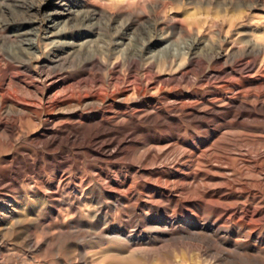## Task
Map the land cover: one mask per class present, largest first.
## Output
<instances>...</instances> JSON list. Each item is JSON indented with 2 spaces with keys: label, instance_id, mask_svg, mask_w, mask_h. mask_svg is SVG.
<instances>
[{
  "label": "rangeland",
  "instance_id": "obj_1",
  "mask_svg": "<svg viewBox=\"0 0 264 264\" xmlns=\"http://www.w3.org/2000/svg\"><path fill=\"white\" fill-rule=\"evenodd\" d=\"M0 6V9H6L8 11L6 12V16H4V19L1 18V21H30L35 24V29L40 28V45L42 50L46 43H50L61 37V34H58V36H53V38H50L51 40L47 41L46 37L50 35L48 32L56 35L60 29L64 28L63 32L67 35L66 39L70 40L69 37L74 33L83 32L84 30L88 31L81 25L77 24V20L83 13L93 14L95 20L92 21V24H99L97 31L92 33L86 32L87 36H90V34L93 35V39L95 40L94 44H96L94 47L96 48L98 46L96 48L98 50L114 49L115 46L113 45H115V42L118 40H121V38L124 44L122 45L123 48L125 46V48L138 49L148 40L149 32H156L162 36L170 33L168 40L177 45L189 42L191 41L192 36L196 34L195 30H192L191 33L186 32L184 34H178V31H173L172 27L177 26L179 23H183L188 29L190 23L186 21V18L197 15L202 11H211L213 13L219 12L229 15L246 12V14H249L250 19H264V0H0ZM252 23L253 25L256 24L255 21ZM126 26H128L130 30L123 35L122 30ZM224 29H221L223 38L226 34V28ZM208 30L210 31L206 30L200 33V36L205 39L209 38V40H214V36L212 34L210 35L212 32L211 29ZM237 30L240 31L241 28H238ZM261 32V30H258L252 38L256 37L255 39H257L260 37L258 39L262 40L264 34ZM9 34V31H3L0 28V66L3 65V61H6L3 53H1L3 47L2 41H4ZM234 38L235 37H232V39ZM245 45V43L239 42L234 45V47L235 50H241ZM54 47L55 46H50V49H54ZM228 48H230V46H228ZM155 49H157V47ZM50 53L51 51L48 49L39 57H27L30 60V69L38 73L41 70V67L45 66L50 58ZM206 57L209 59L210 55ZM263 57L264 55L257 57V61L264 64ZM207 58L204 59L205 66L208 64ZM182 61L181 63L185 60ZM63 63L57 67L54 66L55 68L53 71H58L59 75L72 76L77 71L81 70L77 66L71 67L68 63ZM141 64L142 62H139L138 69L131 73H128L123 66L118 67L117 74L110 75L105 69L99 70L96 73H99V76L103 78V84L109 91L118 90L124 95L123 97L124 99L126 98V100L127 97L129 98V96H132L131 93H127L126 90L136 81V79L139 78L149 81L150 85L152 84L151 87L156 89V93L152 95L151 100V97L144 95L143 92L138 96V103L142 106L139 110H146L140 115L159 112L157 110L158 107H162L161 109L169 112H161L162 114L168 117L177 118L178 121L169 125L141 124V127H139L140 129L136 132L128 131L118 136L113 135L111 137H106L100 142L113 139H115V142L119 141V154H123H117V156L110 160V162L100 164L99 161L94 160L89 153H86V155L82 157V166L77 168V170H80L81 172H68V176H93L88 168H95L101 172H112V174H109L111 177L115 176L117 179H121L125 175V170L123 169L125 166L124 163L128 164L130 161L136 162V159L127 160L125 158L126 153L139 151L142 154L143 152L144 148L142 146L134 145L135 140H142V138L146 139L147 137H149L147 139L160 137L166 141L163 145H172L173 150L175 149L174 152L178 155H189L194 153V158H190L189 161H192V169L196 171H205L207 166L205 163L207 158L199 152H195V147L199 148L201 146L200 144L206 140L208 141L206 147H213V155L217 157L216 162L213 163V167L223 169L230 168L229 170L231 171L226 173L229 180L233 178L237 180L246 179V181L250 180L249 182H252L253 185H258L262 188L264 185V177L257 172L254 165L250 163L244 165L241 161H244V159L247 161V157H253L256 154L264 152V114H261L258 117H249L247 113L249 108L244 102H242L241 111L245 112L246 115L239 118L236 115L240 110L239 107H230V105L229 111L224 109L212 110L210 111L211 115L206 118H193L188 114L189 112L186 111L185 113L183 111H171L174 107H180L183 102L186 105L196 106L202 101H205V99L212 100L214 98H220L222 95V98H232L235 97V94L237 95L244 90H253L257 92L259 91L257 90L258 85L244 87L243 89L238 88L235 90L225 89L224 86L228 83H245L252 78L254 81H259L260 77L256 74H251V76L253 75L252 77L247 74H240L239 70L242 67L233 69L236 71L237 75L231 74L229 71L224 74L222 70H219V68H213L211 65V68L209 69L210 71L207 70L209 74L207 78L201 81L202 83L200 82L201 75L195 72L187 75L188 79L186 83H179L177 85V83L174 84L167 82L169 78L174 77V75L177 76L178 74L177 72H173L172 74L169 66H165L163 63L158 65L154 64L153 71L155 73L158 71V73H156V75H148L141 72ZM227 66L230 65H224L223 67L228 68ZM24 75L28 78L31 77V75L26 73ZM192 79H194L195 82L192 83ZM30 80L32 79L29 78L28 81ZM225 80L227 82H224ZM113 85L115 86L114 88H112ZM73 88L75 93L80 94L101 93L98 90V86H88L86 88H78L74 86ZM218 88L223 89L218 90ZM262 90H264V85L262 86ZM3 91L12 95L22 106H32L39 101L35 95H28L24 91L13 92L6 86L3 87ZM164 96H168V99H163ZM121 103L123 102L119 99L113 100V97H108L104 100V104L97 110H89L84 112V114L87 116L97 114L100 116L99 118L106 119L109 117L104 115L107 111L106 107L112 104L117 105ZM6 109L7 108L4 110ZM114 110L115 112L119 111L116 108H112L110 109V112H114ZM233 111H235V114ZM128 113L129 115L131 114L130 111H128ZM181 114L182 116H185L182 117ZM140 115H130L132 118L134 117L133 119L131 118V120L135 122L139 119L138 117ZM125 123L126 125L128 124L127 121ZM175 125L178 127V131H176L177 133L173 129L176 127ZM191 126L194 127L192 128ZM225 126H227V129H225ZM228 127L231 128L228 129ZM168 129L169 131H167ZM214 129L215 131L220 132L216 137H213ZM225 132L229 134L223 136L222 134H225ZM38 133H40L39 129H31L28 136L30 138L35 137ZM220 137L221 139H218ZM260 137L263 138L259 139ZM146 145L147 147L145 148H150L154 144L146 142ZM89 147L88 151H96L94 144H90ZM17 149L19 150V154H21L23 147L19 145ZM183 149L184 152L182 151ZM111 151H114V149H111ZM232 153L235 155V157L231 158L232 161L220 159L226 154ZM43 154L45 155L44 157L47 158V151H43ZM74 154L75 153L70 151L69 147H67L61 150L59 159L71 161ZM6 155L7 152L1 149L0 177H3L4 179L8 178V167L2 163L3 160L1 158ZM79 155L82 154L79 153ZM197 158H199V161H197ZM217 161H219V164ZM245 166L246 168H244ZM191 171L187 172L191 173ZM64 173L67 172L65 171ZM210 174L218 175L219 172L211 171ZM262 174H264V171H262ZM131 175L135 177L134 174ZM51 177L52 173L50 172H45L42 176L46 181H49ZM201 179L202 178L197 176L195 179L187 182L191 184V189H193L190 195L201 196L200 192L203 190V183H205L207 184V187H212L213 190L212 188L208 189V191H212L211 197H205L204 200L211 202V205L214 204L215 206H219L221 209L229 207L232 211L228 210L229 212H224L223 210H220L217 212L207 206L193 205L191 208H186L187 211L177 213L175 216H165L167 221L170 219L177 224L174 231L182 233L179 241L182 245H173L170 243L171 245L164 248L163 254L158 257L155 256L156 259H146L141 253L166 245V240L169 238L161 239L159 233L169 234L171 232L170 229L163 230L159 227L158 221H160L163 215L155 214V210L151 205L148 204L146 207L138 206L136 211L132 214L125 213V211L122 210L115 211L110 207V204H112L113 201L107 200L104 193L99 188L98 190L101 192L102 197L100 201L101 205L96 204L99 201L98 196L94 191H91L92 189L88 185L82 186V189L80 190L82 192L81 194L70 184V182H66L62 184L59 190L53 189L51 191L53 195L58 196L55 199V214L49 211H35L28 213V211H25V205L20 202L22 210L19 211L13 219H7L5 217L9 215L8 213L11 211L12 206L6 204V196L9 195L8 188L6 187L10 185V182L5 180L0 183V264H83V260L90 264H264V196L259 193H254L252 195L245 194L242 196L240 195L241 190L239 189H235L231 192L224 191L223 188L227 184V181L225 180L210 181L207 183L208 181L202 182ZM197 180L199 182H197ZM134 181L139 185L147 184L146 180H140L137 176L134 178ZM18 185L19 186L17 187L24 188L26 184L20 182ZM215 186L218 188H215ZM249 187L253 186L249 185ZM219 188H221V190ZM177 196L168 198L153 197V202L165 204L167 202L175 201L176 204H184L186 195L178 194ZM13 197L17 199L16 195ZM220 198H222V200ZM226 204L230 205L227 206ZM236 207H240L239 210H236L237 212L234 211V208ZM256 211L260 214L256 213ZM128 217L132 219V222L131 224L125 225L124 221L128 220ZM191 221H193V223ZM247 226H251V228L248 229ZM219 227L224 228V230L218 231L217 228ZM175 232L172 233L174 234ZM194 234L200 235L201 239H190L187 237L188 235ZM215 234L219 243L213 244L206 241V237H212ZM224 241L230 246L220 245V242ZM236 242L243 245V252L235 251L233 245ZM141 249H143V252L139 253L137 258H133L131 253L135 250ZM103 254H109L110 256L108 257L110 259L108 260L107 257V259L103 261Z\"/></svg>",
  "mask_w": 264,
  "mask_h": 264
},
{
  "label": "bare ground",
  "instance_id": "obj_2",
  "mask_svg": "<svg viewBox=\"0 0 264 264\" xmlns=\"http://www.w3.org/2000/svg\"><path fill=\"white\" fill-rule=\"evenodd\" d=\"M6 12H8L6 9H0V28L3 31L10 32L8 37L2 41L3 47L1 49V53H3L6 61H3V65L0 66V150L3 149L7 152V155L1 159L3 160L2 163L8 167V178L4 179L3 177H0V183L5 180L10 182V185L6 187L9 191V195L6 196V204L11 205L12 208L8 213L9 215L5 218L13 219L18 214V212L22 210L20 202L25 205V211H28V213L35 211H49L55 214V199L58 196L51 193L53 189L59 190L62 184L70 182V184L82 194L80 191L82 186L88 185L92 189L91 191H94V193L98 196L99 201L96 203L97 205H101L100 201L102 198L101 192L98 190L99 188L102 190L107 200L113 201L112 204H110V207L115 211L122 210L125 211V213L132 214L136 211L138 206L146 207L149 204L155 210V214L163 215L160 221H158V225L163 230L170 229L171 232L169 234L159 233V237L161 239L169 238L166 240V245L157 249H151L146 252H143V249H141L135 250L131 253L133 258H137L138 254L143 252L141 254H143L144 258L156 259L155 256L158 257L163 254L164 248L168 245H171L170 243L173 245H182L179 242L182 233L174 231L177 224L170 219L167 221L165 216H175L177 213L187 211L186 208H191L193 205H203V207L207 206L217 212L220 210H223L224 212L228 210L232 211V209L229 207L221 209L219 206H215L214 204L211 205V202L204 200L205 197H211L212 193V191H208V189L212 187H207V184L205 183H203V190L200 192L201 196L190 195L193 189H191V184L187 183L188 181L195 179L197 176L202 178V182L208 181L207 183L210 181L225 180L227 181V184L223 188L224 191L231 192L235 189H239L241 190L240 195L242 196L245 194L252 195L254 193H259L260 195L264 196V185L262 188H260V186L253 185L252 182H249L250 180H237L234 178L229 180L226 173L231 171L229 170L230 168L223 169L213 167V163L216 162L217 157L213 155V147H206L208 144V141L206 140L200 144L201 146L199 148L195 147L196 153L199 152L201 155H204L207 158V161H205L207 164L205 171H196L192 169V161H189V159L192 157L194 158V153L189 155H178L174 152L175 149L173 150L172 145H163L166 141L160 137H156L155 139H147L149 137L144 139L141 137L142 140H135L134 145L142 146L144 148H142L143 152L142 154L139 151L126 153L125 158L127 160L136 159V162L130 161L128 164L124 163L125 166L123 169L125 170V175L121 179H117L115 176L111 177L109 174H112V172H101L95 168H88L92 172L93 176H68V174L73 171L81 172L80 170H77V168L82 166V157L86 155V153H89L90 156L94 158V160L99 161L100 164L110 162V160L114 159L117 154H123H119V141L115 142V139H113L100 142L104 138L111 137L113 135L118 136L128 131L136 132L140 129L139 127H141V124L169 125L178 121L177 118L168 117L162 114L161 112L169 113L168 111L161 109L162 107H158L157 110L159 112L145 113L144 115H140L146 110H139V108L142 106H140L138 103V96H140L143 92L144 95L151 97V100L152 95L156 93V89L151 87L152 84L150 85L149 81L139 78L136 79V81L126 90L127 93H131L132 95L129 96L128 94L129 98L127 97L126 100V98L124 99L123 97L124 95L118 90L110 89L111 91H109L106 88L102 81L103 78L99 76V73H96L102 69H105V71L107 70L108 73L112 75L117 74L116 72L119 66H123L126 68L128 73H131L137 70L139 62H142L140 69L143 74L156 75L158 71L156 73L153 71L154 64L158 65L163 63L165 66L167 65L171 68L170 71H172V74L173 72L178 73L177 76L174 75V77L169 78L167 82L174 84L177 83L178 85L179 83H186L188 79L187 75L195 72L201 75V82L203 79L207 78L209 74L207 70L211 68V65L213 68H219V70H222L224 74L227 71H229L231 74H236V71L233 69L242 67L239 70L240 74H247L250 76L251 74H256L260 77L259 81H254L252 78L251 80H247L245 83H228L226 86H224L225 89L235 90L238 88L243 89L244 87L258 85L257 90L259 91L256 92L253 90H244L237 95L235 94V97L232 98H222V95L220 98H214L212 100L205 99V101H202L196 106H190L188 104L186 105L183 102L180 107H174L171 109V111H183L184 113L186 111L189 112L188 114H190L193 118H206L211 115L210 111L212 110L224 109L229 111L231 106H235L239 107L240 109L236 113L237 117L239 118L246 115L245 112L241 111V105L242 102H244L249 108L247 110L249 117H258L261 114H264V90H262V86L264 85V64L257 61V57L264 55V38L262 40L258 39L260 37L257 39H255L256 37L252 38L258 30H261L264 34V19H250L249 14H246V12H239L237 14L229 15L219 12L213 13L211 11H202L197 15L186 18V21L190 23L188 29L183 23H179L177 26L172 27L173 31H178V34H184L186 32L191 33L192 30H195L196 34L192 36V39L189 42L177 45L176 43L168 40L170 33H166L167 35L162 36L156 32H149L147 38L148 40L145 41L138 49L125 48V46L123 48L122 45L124 44L121 38V40H118L115 42V45H113L115 46L114 49L98 50L96 49L98 46L96 48L94 47L96 44H94L95 40L93 39V35L90 34V36H87L86 32L92 33L97 31L99 24H92V21L95 20L93 14L83 13L77 20V24L81 25L88 31L84 30L83 32L74 33L71 37H69L70 40H68L66 39L67 35L64 34V28L62 26L63 29H60L56 35H53L54 33L48 32L50 35L46 37L47 41L51 40L50 38H53V36H58V34H61V37L51 41L50 43H46L42 50L40 45V28L35 29V24L30 21H1L4 19V16H6ZM253 21L256 22L255 25H253ZM224 28H226L227 35L224 33L225 36L223 38L221 29ZM238 28H241V30L238 31ZM208 29H211L212 32L210 35L212 34L214 36V40H209V38L205 39L200 36V33L206 30L210 31ZM129 30L130 28L126 26L122 30L123 32H121L124 35ZM232 37L235 38L232 39ZM239 42L245 43L246 45L241 50H235L234 45ZM50 46L55 47L54 49H50ZM228 46H230V48H228ZM156 47L157 49H155ZM48 49L51 51V53L50 58L46 62L45 66L41 67V70L38 73L32 71L29 67L30 60L27 57H39L43 55V52ZM208 55H210L209 59L206 57ZM205 58L208 59V64L206 66L204 64ZM182 60L185 61L183 62ZM181 61L183 63H181ZM63 62L68 63V65L71 67L77 66L81 70L77 71L72 76L59 75L58 71L53 70ZM224 65L230 66H227L228 68H226L223 67ZM25 73L31 75L29 78L32 80L28 81L29 78L24 75ZM192 80V83L195 82L194 79ZM224 82L227 81L225 80ZM4 86L10 88L13 92L24 91L28 95L33 94L38 98L39 101L37 104L32 106H22L13 98L12 95L3 91ZM74 86L78 88L98 86V90L101 93H75L73 88ZM114 87L115 86L113 85L112 88ZM222 89L223 88H218V90ZM108 97H113V100L119 99L121 102H123L121 104H112L106 107L107 111L104 113V115L109 116L108 118H99L100 116L97 114H93L91 116L84 114V112L89 110H97L101 105L104 104V100ZM163 99L167 100L168 96H164ZM5 108L7 109L4 110ZM112 108H116L119 111L115 112L114 110V112H110V109ZM128 111L131 112L130 115L132 116L140 115L138 117L139 119L133 122L131 120L132 116L129 115ZM233 112L235 114V111ZM126 121L128 122L127 125L125 123ZM225 127L224 128L227 129V126ZM36 128L39 129L40 133H38L35 137L30 138L28 136L30 130ZM230 128L231 127H228V129ZM173 129L175 132L178 131L177 126ZM167 131H169V129ZM219 133V131H215L214 129L213 137H216V135ZM228 134L229 133L225 132V134L222 135L225 136ZM261 138L263 137H260L259 139ZM218 139H221V137ZM146 142L152 143L154 145L150 148H145L147 147ZM90 144H94L96 151H88ZM19 145L23 147L21 154H19V150L17 149ZM67 147H69L70 151L75 153L71 158V161L59 159L61 150ZM111 149H114V151H111ZM43 151H47V158L44 157L45 155L43 154ZM182 151L184 152V149ZM79 153L82 155H79ZM232 157H235L233 153L226 154L220 159L230 161ZM247 158L248 162L245 161L246 159H244L245 162L241 161V163H244V165L246 163L254 165L257 172L264 177V174H262V171H264V152L256 154L253 157L249 156ZM198 159L199 158H197V161H199ZM217 163L219 164V161H217ZM220 164L222 165L221 162ZM244 168H246V166ZM65 171L67 173H64ZM187 171H191V173ZM211 171H218L219 174L211 175ZM45 172L52 173V177L49 181H46L44 178H42L43 173ZM131 174H134L135 177L137 176L140 180H146L147 184L139 185L134 181L135 177H133ZM20 182L26 184L24 188L17 187L19 186L18 183ZM197 182L199 181L197 180ZM249 185H252L253 187H249ZM215 188L218 187L215 186ZM219 189L221 190V188ZM178 194L186 195L185 202L182 205L176 204L175 201L167 202L165 204L153 202V197L168 198L173 196L176 197ZM15 195L17 196V199L13 197ZM220 199L222 200V198ZM239 208H234V211L237 209L239 210ZM256 213L259 212L256 211ZM131 222L132 219L128 217V220L124 221V224L128 225L131 224ZM191 222L193 223V221ZM247 228L250 229L251 226H247ZM217 229L218 231L224 230V228L220 227ZM172 232L175 233L173 234ZM187 237L190 239H201V236L197 234L188 235ZM206 241L213 244L219 243L216 234L212 237H206ZM220 245L230 246L225 241L220 242ZM233 248L235 251L243 252V245L239 242H236L233 245ZM108 256L110 255L103 254V261L107 259ZM109 259L110 258L108 257V260ZM83 264L90 263H87L85 260H83Z\"/></svg>",
  "mask_w": 264,
  "mask_h": 264
}]
</instances>
